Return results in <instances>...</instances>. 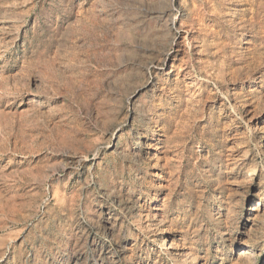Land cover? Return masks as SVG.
Returning a JSON list of instances; mask_svg holds the SVG:
<instances>
[{
  "label": "rangeland",
  "instance_id": "1",
  "mask_svg": "<svg viewBox=\"0 0 264 264\" xmlns=\"http://www.w3.org/2000/svg\"><path fill=\"white\" fill-rule=\"evenodd\" d=\"M0 264H264V0H0Z\"/></svg>",
  "mask_w": 264,
  "mask_h": 264
}]
</instances>
